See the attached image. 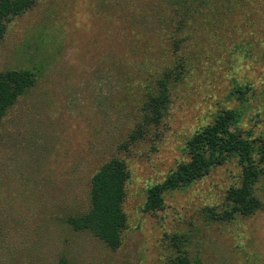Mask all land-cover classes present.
<instances>
[{
  "label": "rangeland",
  "instance_id": "1",
  "mask_svg": "<svg viewBox=\"0 0 264 264\" xmlns=\"http://www.w3.org/2000/svg\"><path fill=\"white\" fill-rule=\"evenodd\" d=\"M179 57L186 70L169 84L166 114L122 149L148 88ZM8 69L36 82L0 122V264H163L178 250L201 264H264L262 177L258 209L222 215L237 158L144 209L219 110L239 109L244 133H264V0H36L0 40ZM238 82L251 85L244 102L230 95ZM112 157L129 171L116 247L64 222L88 210L91 177Z\"/></svg>",
  "mask_w": 264,
  "mask_h": 264
},
{
  "label": "trees",
  "instance_id": "2",
  "mask_svg": "<svg viewBox=\"0 0 264 264\" xmlns=\"http://www.w3.org/2000/svg\"><path fill=\"white\" fill-rule=\"evenodd\" d=\"M35 3L36 0H0V40L6 33L8 22ZM185 70V58L179 57L175 64L155 77L141 107L140 121L130 132L127 142L121 145L122 149L128 150L132 143L143 139L148 126L160 123L170 101L169 84L180 80ZM35 82V73L29 69L0 72V122L7 109ZM250 88L248 83H235L230 95L244 102ZM240 115L237 108H223L215 114L212 122L199 127L186 141L188 160L179 162L163 181L148 188L144 209L153 212L162 208L164 191L191 184L229 158H237L241 166V180L239 185L228 188L226 199L230 206L222 215L232 218L236 214L250 215L258 209L260 201L253 194V185L259 176L264 181V133L255 137L244 133L237 125ZM128 178L129 171L123 159L112 157L102 163L90 180L88 210L66 216L65 224L75 231L90 232L108 246H118L126 224L122 204ZM58 264L68 263L65 258H60ZM163 264L201 262L178 250Z\"/></svg>",
  "mask_w": 264,
  "mask_h": 264
}]
</instances>
